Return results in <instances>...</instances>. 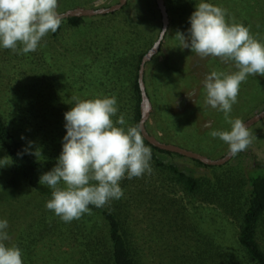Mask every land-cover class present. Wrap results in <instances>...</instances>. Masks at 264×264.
<instances>
[{"label": "trees", "instance_id": "obj_1", "mask_svg": "<svg viewBox=\"0 0 264 264\" xmlns=\"http://www.w3.org/2000/svg\"><path fill=\"white\" fill-rule=\"evenodd\" d=\"M199 2L201 0H165L170 17V29L166 36L173 25L183 27V32L187 34L191 26L189 18ZM203 2L226 9L225 19L228 23L243 24L254 38L264 43V23L262 20L259 25L251 22L260 18L264 9L263 0ZM65 20L76 27L84 23L85 17L73 16ZM124 22L130 25L129 21ZM61 26L62 23L53 33L55 41L58 40ZM142 29L134 28L133 32H128L125 28L117 29L112 34L100 33L96 40H89L71 51L65 46L61 53L52 51L49 41L40 42L35 52L27 54L19 51L22 48L19 44L17 51L5 48L0 51V86L23 91L22 100L17 101L22 102L18 109H0V160H3L0 163V202L17 199L23 187L32 189L47 202L52 199V189L41 185L39 180L42 174L56 165L62 152L63 137L66 135L64 114L74 106L73 96L85 100L115 95L118 112L112 118L114 123L121 114L125 117L126 124L122 126L125 130L140 123L139 69L144 54L153 45L151 39L146 40L143 46H135L138 40L141 43L145 39ZM46 58L50 59L49 65ZM200 58L205 66L208 65L207 61L220 60L212 56ZM166 63L167 68L174 69L169 61ZM27 64L30 66L27 67ZM197 65L201 64L198 62ZM39 66L47 70V74L57 72L58 77L53 81L60 101L53 105L40 104L38 95L26 97L24 94L33 92ZM194 69H191V73ZM208 72L211 71L208 69L205 74ZM248 77L254 79L256 84L261 78L260 75ZM262 80L264 83V77ZM145 84L150 97L146 77ZM144 143L151 149L152 171L131 179L125 174L119 182L123 191L120 199H111L102 207L89 205L90 214L84 213L71 222H64L61 217L55 216L54 211L47 210L36 222L26 227L27 235H38L36 239L43 240L61 232L60 238H70L74 242V252H69L73 264H144L138 250L142 235L135 229L140 216L143 214L146 217L150 211L149 216L156 215L159 221L169 217V224L175 223L177 226L176 232L182 231L180 238L194 239L200 245V250L206 248L200 257L208 261L201 264H264V162L255 161L245 172L223 174L225 178L215 181L197 177L193 169L169 160L166 155L178 153L160 149L145 138ZM25 148L29 151L25 152ZM37 151L40 153L38 156L34 154ZM167 180L172 183L170 189L165 185L169 184ZM176 188L192 197L193 201L177 206V197L168 199L167 196L178 192ZM192 209L196 210V215L189 220L188 213ZM159 213L160 216L157 215ZM24 231L22 227L17 238L4 242L6 246L15 244L21 249L23 264L25 252L30 250L26 241L21 240ZM194 231L196 239L192 236ZM193 250L192 254L197 251L196 244ZM67 261L68 258L64 262ZM175 261L194 264L190 254L176 255Z\"/></svg>", "mask_w": 264, "mask_h": 264}, {"label": "rangeland", "instance_id": "obj_2", "mask_svg": "<svg viewBox=\"0 0 264 264\" xmlns=\"http://www.w3.org/2000/svg\"><path fill=\"white\" fill-rule=\"evenodd\" d=\"M119 1L58 0L57 11L63 12L75 7H108ZM262 4L264 5V0ZM259 17L257 21L251 22L254 25H259L260 20H262L264 23V9H262V14ZM124 20L129 21L130 25H126ZM131 23L133 25L132 29ZM142 26L144 29H142ZM125 28L128 32H133L134 28H141L144 31L145 39L141 43L138 40L135 46H139V44L143 46L146 40L151 39L154 43L162 28V16L156 0H128L127 4L118 10L116 14L86 16L84 23L76 27L69 25L64 19L57 41H55L53 33L49 32L40 42L49 41L50 49L61 53L65 46L71 51L74 47L80 48L84 43L90 42L89 40H96L100 33L112 34L117 29ZM177 31L183 32V27L173 25L170 34L165 36L159 52L146 64L145 77L153 106L147 121V129L161 141L173 143L213 159H218L229 151V146L219 137L213 138L210 133L214 130L230 131L231 125L225 120L223 112L213 109L205 103L206 91L203 82L205 77L214 70L231 73L238 69L233 61L225 63L219 57L220 60L207 61L206 64L208 65H203L201 56L192 52L190 48L182 47L175 37ZM2 49L4 48L0 46V51ZM46 60L49 65L50 59L46 58ZM167 61L174 69L166 67ZM198 62L201 64L200 66H196ZM29 66L30 64H27V67ZM40 68L42 67L39 66L36 69V74H39L36 82L33 83V92L27 91V94H24L26 97L31 94L38 95L37 98L40 104L53 105L56 101H60V95H57L55 82L53 81L54 78L58 77L57 72L47 74V70H44V68L40 70ZM193 68H195L194 72L191 73ZM208 69L211 72L206 75L205 72ZM260 77L257 84L254 79L249 77L241 83L237 102L232 106V111L229 114L230 119L240 118L245 121L264 109V83L263 77ZM22 92L12 90L10 86H0V109H18L22 102L17 101L22 100ZM249 129L253 135L252 144L246 151L237 153L223 166L203 165L193 158L178 154L166 155L169 160L193 169L195 175L200 178H211L216 181L219 178H225L227 173L245 172L255 161L264 162V119L255 123ZM167 181L169 184L165 183V185L170 189L172 183H170V180ZM176 189L178 192H172L170 196L169 194L167 196L168 199L169 197H177V206L193 201L192 197L189 198L180 188ZM181 200L183 201L180 202ZM46 203V200L27 187L20 189L17 199L0 202V220L8 221V228L5 231L10 239L7 241L17 238V233L23 227L25 228V234L22 235L21 240L26 241L27 247L30 248L24 255L25 264H73V259L69 253L74 252L72 239L60 238L61 232H57L43 240H37L38 235L28 236L26 233V227L30 223L36 222L43 212L49 210ZM189 206L191 207V204ZM195 213L196 210H190L187 219L190 220L192 215H196ZM149 214L146 217L143 214L140 216L141 220H137L139 225L135 229L137 233L142 235L140 239L138 238V250L142 255L144 264H179L175 261L176 255L182 256V254H190L194 264L208 261L200 257L206 251V248L200 250V245L197 242L195 243L194 239L180 238L182 231L176 232L177 228L175 227L177 226L175 223L169 224V217L159 221L160 218H157L156 215L151 214L149 216ZM157 215L160 216V213ZM34 233L38 234V232ZM175 236H179V238ZM192 236L196 239L195 231ZM194 243L197 251L192 254ZM202 247L203 243L201 249H203ZM67 258L68 261L64 262Z\"/></svg>", "mask_w": 264, "mask_h": 264}, {"label": "clouds", "instance_id": "obj_3", "mask_svg": "<svg viewBox=\"0 0 264 264\" xmlns=\"http://www.w3.org/2000/svg\"><path fill=\"white\" fill-rule=\"evenodd\" d=\"M57 8L58 0H0V46L17 51L19 44L21 53L35 52L42 38L55 33L65 18ZM226 11L201 0L189 18L187 34L177 31L175 37L183 48H190L201 57H219L225 63H235L237 71L214 70L203 82L205 103L223 112L231 125L230 131L214 130L210 135L228 144L230 154L235 156L248 149L253 135L243 120L230 119L229 114L237 102L241 83L249 75L264 77V43L243 24L228 23ZM72 100L74 106L64 114L66 135L62 152L56 165L39 180L52 189L47 209L64 222L90 214L89 205L102 207L111 199H120L123 191L119 182L125 174L131 179L152 171V153L144 143L141 126L125 130L123 114L115 123L112 119L118 112L115 95L85 100L73 96ZM34 154L40 155L38 151ZM7 228L8 221L0 220V264H23L21 249L4 243L10 239Z\"/></svg>", "mask_w": 264, "mask_h": 264}, {"label": "water", "instance_id": "obj_4", "mask_svg": "<svg viewBox=\"0 0 264 264\" xmlns=\"http://www.w3.org/2000/svg\"><path fill=\"white\" fill-rule=\"evenodd\" d=\"M127 2L128 0H120L118 3H115L111 6L98 7V8L75 7V8L68 9L66 11L59 12V13H61L65 17L64 19H67L73 16L86 17V16L104 15V14L113 13V12L120 10L127 4ZM156 3L161 12V16H162V28H161V31L156 41L153 43L152 47L148 50V52L142 58L140 69H139V77H138L140 91H141V119H140L139 125L142 128V135L152 145L160 149L178 153L183 156L199 160L208 165H223L227 163L229 160H231L233 157L229 151L224 156L218 159H213L211 157H208L201 153L184 148L182 146L161 141L157 137L152 135L146 127V123L153 109L152 102L147 93L146 84H145L146 64L153 58L154 55H156L159 52L161 45L165 39L166 33L168 31L169 22H170L169 13L167 10L165 0H156ZM262 119H264V109L254 114L250 118L246 119L244 122H245L246 127L250 128L251 126H253L255 123L259 122Z\"/></svg>", "mask_w": 264, "mask_h": 264}]
</instances>
